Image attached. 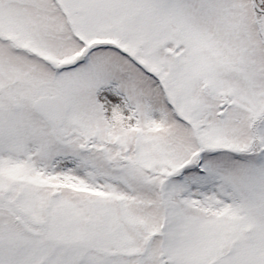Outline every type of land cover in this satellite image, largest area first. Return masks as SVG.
Here are the masks:
<instances>
[{
	"label": "snow or ice",
	"instance_id": "1",
	"mask_svg": "<svg viewBox=\"0 0 264 264\" xmlns=\"http://www.w3.org/2000/svg\"><path fill=\"white\" fill-rule=\"evenodd\" d=\"M0 264H264V0H0Z\"/></svg>",
	"mask_w": 264,
	"mask_h": 264
}]
</instances>
